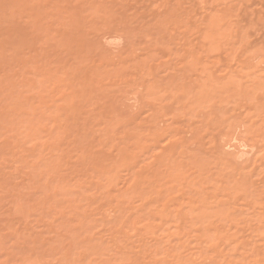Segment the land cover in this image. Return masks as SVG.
<instances>
[{"label": "rangeland", "instance_id": "1", "mask_svg": "<svg viewBox=\"0 0 264 264\" xmlns=\"http://www.w3.org/2000/svg\"><path fill=\"white\" fill-rule=\"evenodd\" d=\"M0 264H264V0H0Z\"/></svg>", "mask_w": 264, "mask_h": 264}, {"label": "bare ground", "instance_id": "2", "mask_svg": "<svg viewBox=\"0 0 264 264\" xmlns=\"http://www.w3.org/2000/svg\"><path fill=\"white\" fill-rule=\"evenodd\" d=\"M153 20H154V19H153ZM155 20H156V19H155ZM156 21H157V23H159V25H160V21H161L160 17H159V20L157 19ZM156 21H155V22H156ZM155 22L152 23V25L154 24V26L156 27L158 24L155 25V24H156ZM159 25H158V26H159ZM150 27H151V26H150ZM152 28L155 29L154 27H152ZM153 29H152V30H153ZM156 29H157V28H156ZM180 79H181V77L175 74L169 83H171L172 81L180 80ZM183 81H185V80H183ZM167 87H169L167 84H165V85H160V88H161V89H164V88H167ZM176 130H177V128H175V127L173 126V128H170V129H169V132H171L173 135H175ZM192 131H193V129H192ZM176 147H177V144H176V145L174 144L173 147H172L171 149H172V150H175ZM147 173H148V172H147ZM149 174H150V173H149ZM146 175H148V174H146ZM146 175H145L144 173H142V174H141V179H143V176H146ZM238 183L241 184V185H243V187H244V186H247V181H245L244 179H242V180L239 181ZM141 191L143 192V190H141ZM142 192H141V193H142ZM141 193L139 192V194H141ZM143 193H144V192H143ZM142 195H143V194H142Z\"/></svg>", "mask_w": 264, "mask_h": 264}]
</instances>
